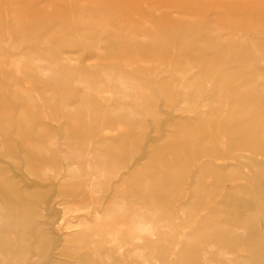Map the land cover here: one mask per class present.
<instances>
[{
  "label": "rangeland",
  "instance_id": "obj_1",
  "mask_svg": "<svg viewBox=\"0 0 264 264\" xmlns=\"http://www.w3.org/2000/svg\"><path fill=\"white\" fill-rule=\"evenodd\" d=\"M4 22V255L264 264V0H0Z\"/></svg>",
  "mask_w": 264,
  "mask_h": 264
},
{
  "label": "bare ground",
  "instance_id": "obj_2",
  "mask_svg": "<svg viewBox=\"0 0 264 264\" xmlns=\"http://www.w3.org/2000/svg\"><path fill=\"white\" fill-rule=\"evenodd\" d=\"M2 44V43H1ZM21 56V55H20ZM15 65H16V63H14ZM133 86V85H132ZM117 87L118 88H120L121 89V96L123 97V96H127L128 97V94H129V89H127V88H125L124 86H122V85H117ZM108 88V87H107ZM130 88V87H129ZM100 91H103V86L101 85L100 86ZM127 89V90H126ZM134 90V89H133ZM124 93H126L125 95H123ZM119 94V93H118ZM120 96V95H119ZM121 97V98H122ZM120 98V97H119ZM140 100V99H139ZM123 102V101H122ZM125 102V101H124ZM264 156V155H263ZM262 162V161H261ZM264 165V164H263ZM263 185V184H262ZM260 188V187H259ZM262 188V187H261ZM262 191H263V189H262ZM123 202H121V204H122ZM263 206V205H262ZM121 207V206H120ZM263 208V207H262ZM116 211V210H115ZM118 211V210H117ZM138 211V210H137ZM142 211H143V209H141L140 210V214H142ZM6 212H8L6 215H4L3 213L2 214H0V220L1 219H4V217H7V219H9V217L11 216V214H10V212L8 211V209L6 208ZM113 212V211H112ZM135 212V211H134ZM136 214V213H135ZM1 225V224H0ZM138 225H139V227H141L143 230H146V231H148L151 235L152 234H154L155 235V233H157L158 231H159V229H158V227H157V225H158V223H138ZM108 233V232H107ZM122 235V234H121ZM137 236V235H136ZM122 237V236H121ZM141 238V237H140ZM121 239V238H120ZM88 240V239H87ZM86 240V241H87ZM120 241V240H119ZM89 242V241H88ZM122 242H124V241H122ZM124 243H126V242H124ZM86 244V243H85ZM126 245H127V243H126ZM148 245V244H147ZM166 245V244H165ZM78 246V245H77ZM137 246H140V244L139 245H137ZM142 246V245H141ZM145 246V245H144ZM124 247V246H123ZM147 247L148 246H145V247H142V248H134V247H132L133 249H131L129 252H128V254H127V256H128V258H126V259H132V264H153V262H154V260L155 259H158L159 258V248L157 249V250H155L154 251V253H149V252H147V251H149V250H147ZM168 247V246H167ZM166 247V248H167ZM125 248V247H124ZM123 248V249H124ZM152 248V247H151ZM155 249V248H154ZM126 250H128V249H126ZM123 251V250H122ZM162 251V250H161ZM160 251V252H161ZM224 251V250H223ZM120 252V251H119ZM152 252V251H151ZM162 252H164V250L162 251ZM120 253H122V252H120ZM218 253H219V251H218ZM123 254H126V253H124L123 252ZM225 254V253H224ZM91 255V254H90ZM96 255V254H95ZM162 255V254H161ZM205 255V254H204ZM86 256V255H85ZM219 256H220V259H223V256H222V254L220 253L219 254ZM109 257V256H108ZM0 258H1V260H2V264H9V262H10V264H21V263H18L17 262V259H15V258H12V261H11V259H10V256H8V255H4L1 251H0ZM100 258V257H99ZM110 258V257H109ZM105 259V260H101V261H99V263L98 264H111V260L110 259ZM220 261H222V260H220ZM207 264H217L216 262H214V261H211V262H207Z\"/></svg>",
  "mask_w": 264,
  "mask_h": 264
},
{
  "label": "crops",
  "instance_id": "obj_3",
  "mask_svg": "<svg viewBox=\"0 0 264 264\" xmlns=\"http://www.w3.org/2000/svg\"><path fill=\"white\" fill-rule=\"evenodd\" d=\"M8 27H9V26H8L7 22H4L3 25L0 24V44L2 43L1 45L5 44V42H4V40H3V32L10 33V30H9ZM14 39H15V40H19V37H14ZM22 54H23V53H19V54H17L15 57H13V59H12V61H11V67H16V68H19V67H20V63L18 62V59H19V57H22ZM20 55H21V56H20ZM44 59H45V56H44ZM14 63H16V65H15ZM102 74L105 75L104 73H102ZM115 77H116V79H117V84H118V85H122V82H121V81H122V78H121V76L116 75ZM76 85H77L82 91H83L84 89H87L86 84L82 83L81 81L77 82ZM125 94H126V93H124L123 95H125Z\"/></svg>",
  "mask_w": 264,
  "mask_h": 264
}]
</instances>
